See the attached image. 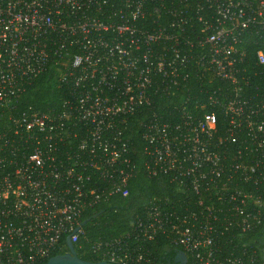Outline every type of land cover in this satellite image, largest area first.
Instances as JSON below:
<instances>
[{"label":"built area","instance_id":"2783aa9c","mask_svg":"<svg viewBox=\"0 0 264 264\" xmlns=\"http://www.w3.org/2000/svg\"><path fill=\"white\" fill-rule=\"evenodd\" d=\"M48 70L64 87L58 106L18 110ZM256 74L264 0H0V264L66 252L87 210L129 194L134 120L145 173L188 194L170 207L152 199L129 231L95 244L103 260L157 264L138 242L165 236L185 264H264L242 240L264 222ZM191 81L204 99L181 102Z\"/></svg>","mask_w":264,"mask_h":264},{"label":"trees","instance_id":"16d2710c","mask_svg":"<svg viewBox=\"0 0 264 264\" xmlns=\"http://www.w3.org/2000/svg\"><path fill=\"white\" fill-rule=\"evenodd\" d=\"M256 48L257 46H251L250 52ZM250 81L251 83L256 81L260 87L264 88V76L256 74L255 77H251ZM203 86L199 81H191L179 100L182 102L186 97L190 101L197 98L203 100V96L199 94ZM63 89L64 87L57 81L53 70H48L27 87L18 99L16 107L18 110L33 108L42 111L56 108L63 97ZM160 104L164 107L158 108V113L167 114V108L171 104L169 99L164 98ZM222 129L219 117L217 132ZM139 133L138 120L131 121L126 134L130 139L131 157L135 162L136 174L130 182L129 194L126 197L113 196L108 203H102L94 209L87 210L82 216V220L86 218L89 220L82 226V234L73 244L78 257L82 259L92 262L102 261L104 259L102 254L94 250L95 244L109 241L129 231L136 217L143 212L145 206L152 199L170 207L176 202L180 203L188 194L179 191L173 182H169V177L165 174L148 176L145 173L144 163L147 156L143 150L144 143ZM227 145L226 156H235V145L230 143ZM95 214L97 215L93 217ZM242 240L256 249L259 256L264 259V222L253 232L244 235ZM138 246L154 256L157 264H166L169 259L173 261L175 254L180 249L165 236H159L149 242L140 241Z\"/></svg>","mask_w":264,"mask_h":264},{"label":"water","instance_id":"95a60500","mask_svg":"<svg viewBox=\"0 0 264 264\" xmlns=\"http://www.w3.org/2000/svg\"><path fill=\"white\" fill-rule=\"evenodd\" d=\"M97 214L93 215L95 217ZM89 218L82 220L81 226H83ZM67 251L60 254H55L49 257L43 264H112L106 260L99 262H92L78 257L74 245L70 242L69 236L66 237ZM173 262L176 264H185L186 256L183 251L179 250L174 258Z\"/></svg>","mask_w":264,"mask_h":264},{"label":"flooded vegetation","instance_id":"af4514ba","mask_svg":"<svg viewBox=\"0 0 264 264\" xmlns=\"http://www.w3.org/2000/svg\"><path fill=\"white\" fill-rule=\"evenodd\" d=\"M263 244H264V240H263ZM166 264H174V263H173L172 259H169V260L166 262Z\"/></svg>","mask_w":264,"mask_h":264}]
</instances>
